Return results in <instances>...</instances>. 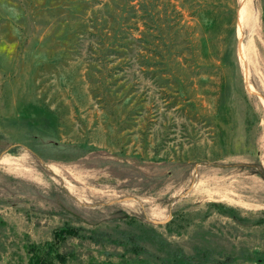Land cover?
Returning a JSON list of instances; mask_svg holds the SVG:
<instances>
[{
  "label": "rangeland",
  "instance_id": "rangeland-1",
  "mask_svg": "<svg viewBox=\"0 0 264 264\" xmlns=\"http://www.w3.org/2000/svg\"><path fill=\"white\" fill-rule=\"evenodd\" d=\"M33 253L264 264V0H0V264Z\"/></svg>",
  "mask_w": 264,
  "mask_h": 264
},
{
  "label": "trees",
  "instance_id": "trees-1",
  "mask_svg": "<svg viewBox=\"0 0 264 264\" xmlns=\"http://www.w3.org/2000/svg\"><path fill=\"white\" fill-rule=\"evenodd\" d=\"M58 236V235H57ZM59 238H63V237H59ZM55 255V258H57L58 256ZM59 260L62 261V257L59 256L58 257ZM51 262L48 259H44L40 256H38L37 253H33L30 257H28L26 264H50Z\"/></svg>",
  "mask_w": 264,
  "mask_h": 264
}]
</instances>
